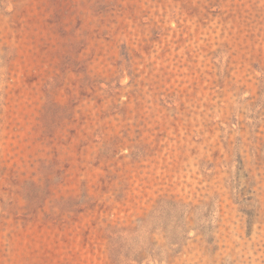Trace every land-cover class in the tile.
<instances>
[{"label":"rangeland","instance_id":"1","mask_svg":"<svg viewBox=\"0 0 264 264\" xmlns=\"http://www.w3.org/2000/svg\"><path fill=\"white\" fill-rule=\"evenodd\" d=\"M0 264H264V0H0Z\"/></svg>","mask_w":264,"mask_h":264}]
</instances>
